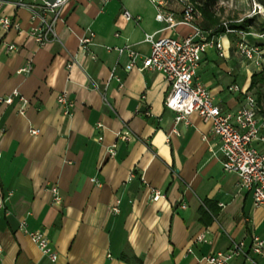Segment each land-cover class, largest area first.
I'll list each match as a JSON object with an SVG mask.
<instances>
[{
	"label": "crops",
	"instance_id": "0c3cea01",
	"mask_svg": "<svg viewBox=\"0 0 264 264\" xmlns=\"http://www.w3.org/2000/svg\"><path fill=\"white\" fill-rule=\"evenodd\" d=\"M124 10L140 22H127ZM197 11L195 21L205 29L211 22ZM4 16L19 22L22 32L0 28V98L17 90L26 103H0V264H208L201 260L234 242L264 240V206L256 208L252 194L239 188V176L224 171L211 123L193 114L188 124L176 125V113L165 105L171 90L165 77L127 72V52L106 49L132 46L146 57V35L182 39L191 28L161 31L151 0H67L56 26L59 42L39 47L29 34L34 23L27 10L6 4ZM87 30L95 33L90 50L96 60L80 50ZM223 34L224 57L208 49L196 81L235 114L244 97L229 87L248 90L256 71L235 51L236 35ZM8 45L17 50L9 52ZM30 61L32 72L20 74ZM113 69L122 86H107ZM63 91L75 104L70 117L57 101ZM126 132L127 142L118 137ZM259 149L264 152V144ZM52 186L60 191V206L52 203ZM152 190L163 198L151 201ZM23 223L44 232L56 263L43 256ZM200 235L205 240L196 242ZM234 264H264V257L249 253Z\"/></svg>",
	"mask_w": 264,
	"mask_h": 264
},
{
	"label": "built area",
	"instance_id": "2783aa9c",
	"mask_svg": "<svg viewBox=\"0 0 264 264\" xmlns=\"http://www.w3.org/2000/svg\"><path fill=\"white\" fill-rule=\"evenodd\" d=\"M100 1L102 4H107L113 0ZM66 2L67 0H18L16 2L0 0V7L11 4L17 9L27 10L34 23L29 34L39 47H43L59 42L56 26L63 21L62 11ZM151 2L156 8V21L162 25L161 31L173 30L183 25L191 28L192 33L182 39L159 37L160 32L146 35L144 42L151 48L150 54L146 57H141L132 49V46L106 47L107 51H116L118 54L127 52L129 57V63L125 68L127 72L137 68L140 72L151 70L162 74L171 87L165 105L176 113L175 124L182 122L188 124V119L193 114H198L204 122H210L214 136L220 140L219 151L223 158L224 171L239 176V188L252 194L256 208L264 206V152L259 149V145L264 144L263 106L252 93L234 84L229 87V91L241 94L244 97V105L235 114L225 112L216 103L209 90L196 81L197 70L208 49L214 48L220 57H224L222 43L224 34L212 35V32L204 31L196 23L198 11L191 0H151ZM172 4H176L179 11L175 10ZM122 15L127 22H140V18H135L128 10H124ZM222 26L225 28V34H235L240 38L236 47L244 61L253 66L256 72L264 74V44L251 42L249 39V37L263 38L264 36L232 30L228 23ZM0 28L4 31L15 29L19 33L22 32L20 23L6 16L0 18ZM119 36V33L115 34V37ZM94 40L95 33L87 30L80 40V50L90 54L91 58L96 60V56L91 54L90 50L95 45ZM7 50L13 52L17 50V47L8 45ZM75 64L77 61L74 60L68 68L71 69ZM32 70L33 64L30 61L19 73L29 74ZM111 81H116L122 86V79L115 74V69L111 73L107 86ZM94 89L99 90V87L94 84ZM15 98L26 103L25 98L17 90L8 98H0V103L12 104ZM57 101L63 114L66 117L72 116L75 104L69 93L63 91L59 94ZM97 128L102 129L103 125L99 123ZM39 133V130L31 131L33 136ZM118 137L125 142L130 140L128 132L119 133ZM101 141L102 137H99L98 142ZM109 154L111 157L115 156L114 148L109 149ZM49 190L53 197L52 203L60 206L62 196L58 187L52 186ZM150 198L151 201H158L163 198V194L159 190H152ZM183 208L186 206L184 205ZM114 211L119 212L118 209ZM21 229L39 248L43 256L51 263L57 262L58 254L42 230L30 231L26 223L21 225ZM204 240V235L196 238V242ZM189 252L192 251L189 250ZM249 253L264 257V240L254 236L249 245L245 241L234 242L228 250L209 255L201 261L208 264H234L238 258H248Z\"/></svg>",
	"mask_w": 264,
	"mask_h": 264
},
{
	"label": "rangeland",
	"instance_id": "374dc122",
	"mask_svg": "<svg viewBox=\"0 0 264 264\" xmlns=\"http://www.w3.org/2000/svg\"><path fill=\"white\" fill-rule=\"evenodd\" d=\"M207 1L209 0H197L195 5L198 7ZM261 1L264 0H211V13L219 21L220 25L222 22H243L245 19H250L252 22L251 31L257 35V30L264 23V5ZM235 39L237 44L240 38L236 36ZM256 39L262 40V38L252 37L251 42ZM256 43L259 44L260 42L256 41ZM235 51H237L236 46ZM252 93L257 95V90H252ZM262 104L264 105L263 102Z\"/></svg>",
	"mask_w": 264,
	"mask_h": 264
},
{
	"label": "trees",
	"instance_id": "16d2710c",
	"mask_svg": "<svg viewBox=\"0 0 264 264\" xmlns=\"http://www.w3.org/2000/svg\"><path fill=\"white\" fill-rule=\"evenodd\" d=\"M194 3H197V0H191ZM261 3L264 5V1H261ZM198 8L202 15L208 20L207 22H211L208 27L205 29L202 28L204 31H209V29L216 24V22H219L211 13L212 9V2L211 0L207 1L206 3L196 7ZM252 22L250 19H245L243 22H237V23H231L229 28L232 30H238V31H244L247 33H253L251 31ZM258 33L264 34V23L260 26V28L257 30ZM225 33V28L222 25H218V27L212 32V35H218ZM252 90H257V95L252 93ZM248 92L252 93L258 100V102L263 106L262 102L264 103V74L255 72L251 76V82L250 87L248 89Z\"/></svg>",
	"mask_w": 264,
	"mask_h": 264
}]
</instances>
